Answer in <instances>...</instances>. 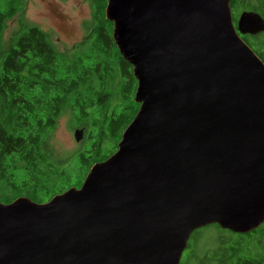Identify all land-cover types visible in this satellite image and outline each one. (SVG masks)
<instances>
[{"label": "water", "instance_id": "obj_1", "mask_svg": "<svg viewBox=\"0 0 264 264\" xmlns=\"http://www.w3.org/2000/svg\"><path fill=\"white\" fill-rule=\"evenodd\" d=\"M105 16L139 110L81 186L0 200V264H179L199 228L264 223V62L241 37L264 11L107 0Z\"/></svg>", "mask_w": 264, "mask_h": 264}, {"label": "trees", "instance_id": "obj_2", "mask_svg": "<svg viewBox=\"0 0 264 264\" xmlns=\"http://www.w3.org/2000/svg\"><path fill=\"white\" fill-rule=\"evenodd\" d=\"M86 35L72 56L60 52L38 25L19 18L5 38L7 22L24 0H0V200L19 196L45 202L67 187L81 186L95 162L113 154L139 110L137 79L113 38L107 0H92ZM234 21L248 10L261 13L264 0H230ZM264 62V32L241 35ZM66 111L85 136L66 171L51 134ZM61 185V186H60ZM179 264H264V223L247 233L209 224L195 230Z\"/></svg>", "mask_w": 264, "mask_h": 264}, {"label": "rangeland", "instance_id": "obj_3", "mask_svg": "<svg viewBox=\"0 0 264 264\" xmlns=\"http://www.w3.org/2000/svg\"><path fill=\"white\" fill-rule=\"evenodd\" d=\"M92 2V0H24L19 13L7 22L4 37L8 38L11 31L18 26L20 17L25 18L42 28L56 48L72 58L85 38L84 26L85 22L91 19ZM73 124L71 112L66 111L59 117L56 129L51 134V143L56 149V154L65 160L66 171L71 176L77 172V161L73 155L86 144L84 134L76 139L75 132L78 127ZM68 188L70 187L66 190Z\"/></svg>", "mask_w": 264, "mask_h": 264}]
</instances>
